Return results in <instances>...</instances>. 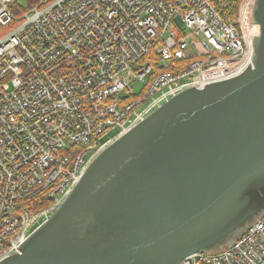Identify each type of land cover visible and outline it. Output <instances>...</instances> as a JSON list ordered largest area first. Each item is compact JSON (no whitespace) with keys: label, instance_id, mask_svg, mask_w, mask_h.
<instances>
[{"label":"built area","instance_id":"1","mask_svg":"<svg viewBox=\"0 0 264 264\" xmlns=\"http://www.w3.org/2000/svg\"><path fill=\"white\" fill-rule=\"evenodd\" d=\"M256 0H0V262L62 205L94 159L185 90L252 67ZM113 131L106 139L103 135ZM179 264H264V216Z\"/></svg>","mask_w":264,"mask_h":264},{"label":"water","instance_id":"2","mask_svg":"<svg viewBox=\"0 0 264 264\" xmlns=\"http://www.w3.org/2000/svg\"><path fill=\"white\" fill-rule=\"evenodd\" d=\"M252 67L191 88L104 149L0 264H179L264 216V0Z\"/></svg>","mask_w":264,"mask_h":264},{"label":"trees","instance_id":"3","mask_svg":"<svg viewBox=\"0 0 264 264\" xmlns=\"http://www.w3.org/2000/svg\"><path fill=\"white\" fill-rule=\"evenodd\" d=\"M215 10L224 20L234 22L237 8L241 0H210Z\"/></svg>","mask_w":264,"mask_h":264},{"label":"rangeland","instance_id":"4","mask_svg":"<svg viewBox=\"0 0 264 264\" xmlns=\"http://www.w3.org/2000/svg\"><path fill=\"white\" fill-rule=\"evenodd\" d=\"M14 25H10L9 27L7 28H0V38L5 36L12 28H13ZM115 134V132L113 131H110L108 132L106 135H103L102 136V139H106L108 138L109 136H113Z\"/></svg>","mask_w":264,"mask_h":264}]
</instances>
